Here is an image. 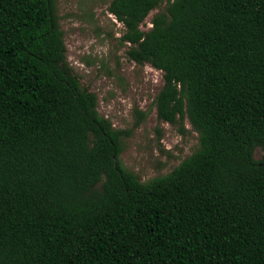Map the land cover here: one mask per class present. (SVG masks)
Listing matches in <instances>:
<instances>
[{"label": "trees", "instance_id": "1", "mask_svg": "<svg viewBox=\"0 0 264 264\" xmlns=\"http://www.w3.org/2000/svg\"><path fill=\"white\" fill-rule=\"evenodd\" d=\"M55 2L0 0V264H264V0L110 2L129 58L162 73L158 120L198 134L146 183L66 63Z\"/></svg>", "mask_w": 264, "mask_h": 264}, {"label": "rangeland", "instance_id": "2", "mask_svg": "<svg viewBox=\"0 0 264 264\" xmlns=\"http://www.w3.org/2000/svg\"><path fill=\"white\" fill-rule=\"evenodd\" d=\"M112 0H56L65 60L80 85L97 98V111L113 129L122 131L119 161L125 170L146 183L165 176L199 146L198 134L187 120L177 125L161 122L156 95L162 73L148 64H136L123 40L125 28L108 12ZM152 11L140 29L151 28ZM263 152L256 149L254 158Z\"/></svg>", "mask_w": 264, "mask_h": 264}]
</instances>
